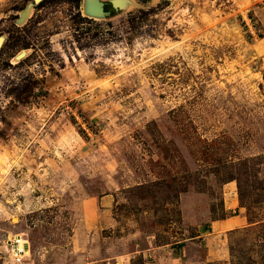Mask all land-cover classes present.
Here are the masks:
<instances>
[{
  "label": "rangeland",
  "instance_id": "rangeland-1",
  "mask_svg": "<svg viewBox=\"0 0 264 264\" xmlns=\"http://www.w3.org/2000/svg\"><path fill=\"white\" fill-rule=\"evenodd\" d=\"M135 1L96 20L82 0H0V264L14 239L21 264L264 261L256 224L215 235L219 260L190 239L205 210L234 215L223 198L264 220V161L249 211L235 180L264 157V0Z\"/></svg>",
  "mask_w": 264,
  "mask_h": 264
},
{
  "label": "crops",
  "instance_id": "crops-1",
  "mask_svg": "<svg viewBox=\"0 0 264 264\" xmlns=\"http://www.w3.org/2000/svg\"><path fill=\"white\" fill-rule=\"evenodd\" d=\"M99 1L104 3L103 10L110 13L109 17H112L113 15L121 11H128L138 6V3L135 0H119L120 6L123 9L116 12L112 8L111 4L109 3L110 0H107L106 2L102 0H99ZM126 1L129 4L127 6H125ZM28 9L29 8H27V10L24 9L25 10V11L23 10L24 12L21 11L19 13L18 20H20V23H23L25 19L28 17L29 14H27L23 18V13H27ZM109 17H106L105 19ZM96 20H100V19H96ZM223 204H224V210L226 212H231L234 215L227 216L221 219L208 221L207 219L209 218V212L205 210V214H203V217L205 218H203L200 222H197L196 225H194L198 228L203 226L204 228L203 232L199 233L197 231L198 234L190 238L191 240H194L196 238L202 239L203 245L207 247L208 251L211 254L210 260H219L224 257L222 250L217 251V250H214L213 248L212 240L215 238V235L230 232V231L240 229V228H243L249 225L246 218L242 215L241 208L239 207L237 201H235L232 197H230L229 200H226V198H223ZM179 207H180L182 221L184 224L187 225L183 197H180ZM189 226H192V224H189ZM175 248L176 247L170 246L167 249L166 248L161 249L162 251H164V254H165L164 257H168L167 259H169L170 264H180V261H179L180 254L174 253V251L176 250ZM158 253H160V251H158ZM207 255H209L208 252H207Z\"/></svg>",
  "mask_w": 264,
  "mask_h": 264
},
{
  "label": "trees",
  "instance_id": "trees-1",
  "mask_svg": "<svg viewBox=\"0 0 264 264\" xmlns=\"http://www.w3.org/2000/svg\"><path fill=\"white\" fill-rule=\"evenodd\" d=\"M253 161H264V157H257L254 159H245L243 161L240 162L239 164V169H238V173L237 176L235 178L236 182H237V189H238V197H239V202L241 204H245L244 206L246 207V209L249 211V206H251L252 204H257V203H261V201L258 200H253L252 202L250 201V192L246 190L247 187V182L250 180L249 178V170L251 168H249V163H252ZM184 192H186V190L184 189ZM246 200V201H245ZM248 224H256L259 233L264 231V220L262 221H254L251 219H248ZM262 239V238H261ZM178 246H182L181 244H178ZM255 264H264L263 260H260L258 263Z\"/></svg>",
  "mask_w": 264,
  "mask_h": 264
},
{
  "label": "water",
  "instance_id": "water-1",
  "mask_svg": "<svg viewBox=\"0 0 264 264\" xmlns=\"http://www.w3.org/2000/svg\"><path fill=\"white\" fill-rule=\"evenodd\" d=\"M39 1L41 0H33V2ZM109 3L116 12L123 9L119 0H110ZM103 6L104 3L99 0H82V14L91 19H105L110 13L104 11ZM17 22L19 23V20Z\"/></svg>",
  "mask_w": 264,
  "mask_h": 264
},
{
  "label": "built area",
  "instance_id": "built-area-1",
  "mask_svg": "<svg viewBox=\"0 0 264 264\" xmlns=\"http://www.w3.org/2000/svg\"><path fill=\"white\" fill-rule=\"evenodd\" d=\"M23 242H24L23 240L21 241V240L14 239L10 243V249H11L10 252H11V256H12V262H14L15 264H21L23 262L25 256H26L24 254V251L20 247V245ZM26 246L28 247L27 243H26Z\"/></svg>",
  "mask_w": 264,
  "mask_h": 264
},
{
  "label": "bare ground",
  "instance_id": "bare-ground-1",
  "mask_svg": "<svg viewBox=\"0 0 264 264\" xmlns=\"http://www.w3.org/2000/svg\"><path fill=\"white\" fill-rule=\"evenodd\" d=\"M127 5H129V4H128V2L126 1L125 6H127ZM26 10H27V9H26ZM24 11H25V10H24ZM24 11H23V12H24ZM27 14H29V10L27 11V13H23V18H24ZM84 16H85V15H84ZM23 18H22V19H23ZM19 23H20V20H19ZM20 247H21L22 250L24 251V254L27 255L28 252H29V250H28V247L26 246V243L23 242V243L20 245Z\"/></svg>",
  "mask_w": 264,
  "mask_h": 264
}]
</instances>
